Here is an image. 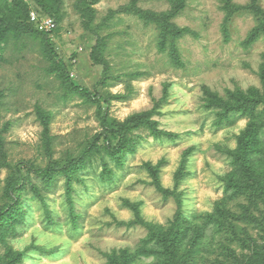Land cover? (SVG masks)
Listing matches in <instances>:
<instances>
[{"label":"rangeland","instance_id":"1","mask_svg":"<svg viewBox=\"0 0 264 264\" xmlns=\"http://www.w3.org/2000/svg\"><path fill=\"white\" fill-rule=\"evenodd\" d=\"M26 1L38 8L33 0ZM251 1L186 0L172 20L189 30L176 40L178 62L169 42L161 48L156 26L123 10L135 6L159 13L170 9L168 0H60L58 30L49 45L33 32L20 39L11 34L0 51V208L12 202L5 192L9 179L26 178L44 196H34L30 184L18 191L25 215L14 231L0 228V264L9 261V251L24 250L17 264H106L113 252L133 256L131 264H159L154 257L136 256L147 227L118 224L135 216L127 202L139 205L143 220L164 229L179 210L201 232L196 247L182 244L183 264H247L257 261L258 252L264 264V199L251 187L226 190L229 179L251 184L229 153L248 119L217 126L215 113L204 103L205 89L224 96L227 90L262 88L264 37L245 47L256 18L248 10L231 12ZM257 4L264 9V0ZM70 81L87 88L94 100L71 91ZM38 106L49 113V152ZM148 111L159 129L177 138L142 132L121 168L109 162L110 181L102 180V167L94 159L79 171L70 198L64 177L52 188L43 186L37 173L50 160L82 155L103 131L101 115L123 122ZM186 150L191 152L184 175L175 183ZM147 162H162L160 183L171 194L155 187L143 167Z\"/></svg>","mask_w":264,"mask_h":264},{"label":"trees","instance_id":"2","mask_svg":"<svg viewBox=\"0 0 264 264\" xmlns=\"http://www.w3.org/2000/svg\"><path fill=\"white\" fill-rule=\"evenodd\" d=\"M33 1L38 8H30L26 0H0V51L3 50L4 45L9 41L11 34L15 33L18 34L16 38L20 39L24 32H33L49 45L48 39L58 30V6L60 0ZM168 1L171 5L170 9L159 13L152 10H143L135 6L127 9L124 7L123 10L133 11L132 13L137 15L145 24L156 26L159 29L161 48H165L167 42H169L173 59L178 62L176 40L188 33L189 30L177 27L172 20L181 13L186 0ZM31 10L54 19L56 28L51 33L52 36L49 33L38 31L33 22L30 21L29 13ZM233 10H248L256 18V25L243 42L245 47L264 37V9L257 4V0H252L251 3L244 6L236 5L231 12ZM85 14L88 15V11ZM260 78L261 89L250 87L245 91L240 89L227 90L224 96L205 89L204 103L206 108L211 109L215 113V124L217 126L223 123H231L238 117L248 119L246 127L237 135L236 148L229 153L234 166L242 171V176L250 180L251 184L249 186L240 185L229 179L226 190L229 191L237 187V192H240L243 188L251 187L256 194L264 199V63L261 67ZM68 87L71 91L86 97L88 101L94 100L93 95L87 88L75 85L71 81L68 82ZM3 98L4 93L0 91V109ZM99 113L101 114V112ZM36 114L43 126V145L46 151L49 152L52 143L48 128L49 113L38 106ZM151 115L152 112L150 111L137 113L129 116L123 122L110 119L107 114L101 115L100 124L103 131L94 136L93 141L84 149L82 155L65 160H50L49 165L37 173L44 183L43 186L46 189L52 188L60 177H64L66 193L68 198H70L73 182L80 179L79 171L92 164L94 159L99 160L102 167V180L110 181L112 173L109 168V162H113L116 168H121L125 156L135 151L142 132H146L154 138H177V134L159 129L158 122L151 119ZM6 127H8V124L4 126V128ZM190 152L191 150L183 152L180 165L174 173L175 183L183 178L185 162ZM161 166L162 162H158L156 165L149 162L143 164V167L152 178V183L162 194L167 196L172 192L161 186L159 177ZM27 184H30L29 191L34 196L43 198L44 195L38 184L31 183L26 178L15 181L9 179L5 192L10 195L12 202L8 208H0V228H9L14 231L15 226L23 221L25 213L23 208H19L17 197L18 191H22ZM68 205L71 209L70 215L75 219L77 216L73 211L74 204L72 199H68ZM126 206L134 212L135 216L128 222L119 221L118 224L128 227L143 225L148 229V234L142 241V247L136 253L137 257H154L159 264H183L185 254L181 255L182 244L187 241L190 248L199 245L202 238L201 232L197 229L195 230L191 224H188L187 219L183 217L179 210L175 213L170 226L164 229L162 226L143 220L139 213L138 204L127 202ZM47 218L48 221L52 222L49 216ZM26 251H9V261L2 264L20 263ZM256 257L257 261L250 260L247 264H263V254L258 252ZM133 259V256L127 252H113L107 254L106 264H131Z\"/></svg>","mask_w":264,"mask_h":264},{"label":"built area","instance_id":"3","mask_svg":"<svg viewBox=\"0 0 264 264\" xmlns=\"http://www.w3.org/2000/svg\"><path fill=\"white\" fill-rule=\"evenodd\" d=\"M29 18L38 31L49 33L51 35L56 28V23L52 17L41 15L34 10L30 11Z\"/></svg>","mask_w":264,"mask_h":264}]
</instances>
